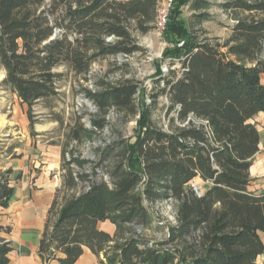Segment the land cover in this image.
<instances>
[{
  "label": "trees",
  "instance_id": "trees-1",
  "mask_svg": "<svg viewBox=\"0 0 264 264\" xmlns=\"http://www.w3.org/2000/svg\"><path fill=\"white\" fill-rule=\"evenodd\" d=\"M162 1L0 0L3 85L28 107L30 126L37 123L36 104L60 94L65 75L57 69L87 79L101 59L141 53L139 37L155 29ZM190 3L195 11L210 6L173 1L164 35L173 47L164 60L186 58L185 71L180 77L159 71L152 104L139 108L140 84L125 76L99 80L97 91L84 89L98 112L91 130L76 120L70 141L104 131L111 111L125 122L140 116L139 129L134 142L120 134L100 148L91 173L90 161L75 153L67 160L63 149V184L39 248L45 263L77 264L86 249L100 264H259L264 256V192L251 189L250 174L261 144L253 121L264 113V0L223 5L238 15L224 43L193 35L180 19L181 6ZM160 95L169 102L166 129L153 121ZM12 175L0 171V208L14 196ZM197 179L206 186L201 195L191 185ZM164 202L176 204V225L151 244L135 228L157 224L155 208ZM105 222L113 234L100 228ZM12 251L0 238V264H9Z\"/></svg>",
  "mask_w": 264,
  "mask_h": 264
},
{
  "label": "rangeland",
  "instance_id": "rangeland-1",
  "mask_svg": "<svg viewBox=\"0 0 264 264\" xmlns=\"http://www.w3.org/2000/svg\"><path fill=\"white\" fill-rule=\"evenodd\" d=\"M171 1V8L175 0H163L162 4ZM210 6L201 11H195L193 4L181 6L182 15L180 19L185 22L193 35L199 40L217 39L224 43L231 35L236 25L237 14L228 12L223 5L234 0H205ZM254 1V0H247ZM174 9L177 8L175 5ZM206 17L201 23L199 17ZM111 40V39H110ZM139 45L143 51L131 57H107L93 64L87 79L76 77L67 68L61 67L56 72L64 73V78L59 85V96L49 100L41 101L34 107L37 122L30 126L27 111L28 107L20 102L18 97L3 85L6 72L0 67V159L1 157H12L17 159L18 152L15 147L23 145L22 149L30 150L33 143H39L42 147L59 146L66 150L67 160L72 154L90 161L85 170L91 173L95 162L98 161L100 148L116 141L120 134L125 138L135 137L141 117L137 116L129 122L123 121L120 115L111 111L108 117L107 128L95 134L93 138H85L83 143L70 141L68 132L80 119L85 128L91 130V121L98 110L94 103L89 100L84 89L97 91L99 80L107 78L115 82L121 76L127 79H135L140 84V93L137 97L139 108L148 107L152 104V95L159 93V87L155 83L159 71L168 68L174 76L180 77L183 70L182 61L164 60L166 49L173 46L166 42L164 36H160L156 30L139 37ZM118 64V66H113ZM121 66V70L119 67ZM164 86L161 85L160 88ZM169 102L165 95H160L154 104L153 121L159 128L166 129L168 118L166 115ZM132 138L131 142H134ZM62 167V165H61ZM63 175V172H62ZM194 188H205L206 186L197 179L191 184ZM157 212V224L150 228L136 227L135 231L151 244L162 242L167 238L169 227L176 225V204L164 202L155 208ZM90 264H100L99 258Z\"/></svg>",
  "mask_w": 264,
  "mask_h": 264
},
{
  "label": "crops",
  "instance_id": "crops-1",
  "mask_svg": "<svg viewBox=\"0 0 264 264\" xmlns=\"http://www.w3.org/2000/svg\"><path fill=\"white\" fill-rule=\"evenodd\" d=\"M264 85V75L262 76ZM261 135L258 154L250 169L251 189L264 192V113L255 120ZM14 148L18 158L1 157L0 171L13 170L14 196L7 209L0 208V238L11 243L13 251L9 264H58L45 263L40 256V243L45 231L49 210L57 190L62 187V150L59 146L42 147L30 144V150ZM21 176L16 180L17 176ZM100 228L111 234L115 227L110 222L100 223ZM63 257V255H60ZM98 258L86 249L77 264H90ZM264 264V256L259 259Z\"/></svg>",
  "mask_w": 264,
  "mask_h": 264
},
{
  "label": "built area",
  "instance_id": "built-area-1",
  "mask_svg": "<svg viewBox=\"0 0 264 264\" xmlns=\"http://www.w3.org/2000/svg\"><path fill=\"white\" fill-rule=\"evenodd\" d=\"M170 15H171V1H169V3H164L159 6L158 8V12H157V20L155 22V30L156 32L160 35V36H164L166 29H167V25L169 23L170 20ZM185 45L184 41H181L178 43V48H183ZM170 61L172 59H169ZM186 58L181 59V61H185ZM172 61H177V60H172ZM180 61V60H179ZM185 70H182V74ZM163 77H166L170 74V71L168 68L163 69Z\"/></svg>",
  "mask_w": 264,
  "mask_h": 264
},
{
  "label": "water",
  "instance_id": "water-1",
  "mask_svg": "<svg viewBox=\"0 0 264 264\" xmlns=\"http://www.w3.org/2000/svg\"><path fill=\"white\" fill-rule=\"evenodd\" d=\"M195 191L198 195H201L202 191H201V188H195Z\"/></svg>",
  "mask_w": 264,
  "mask_h": 264
}]
</instances>
